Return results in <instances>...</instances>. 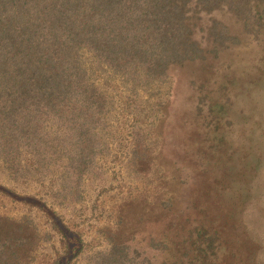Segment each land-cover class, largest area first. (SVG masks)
<instances>
[{"label":"trees","instance_id":"16d2710c","mask_svg":"<svg viewBox=\"0 0 264 264\" xmlns=\"http://www.w3.org/2000/svg\"><path fill=\"white\" fill-rule=\"evenodd\" d=\"M263 10L264 0H0V168L12 186H61L54 194L46 191L54 198L49 203L0 183V197L41 212L49 237L53 233L61 245L47 253L36 243L39 231L24 218L0 215V264H33L38 258L40 264H76L82 257L86 242L61 207L71 195L80 197L78 187L108 155L116 135V104L97 83L104 72L115 77L106 85L121 97L116 142L124 154L125 135H139L135 122L155 119L169 101L173 91L163 89L175 67L217 56L240 41L242 30L231 34L223 22L210 19L208 50L195 37L197 21L228 11L245 34L259 40ZM72 186L77 188L69 191ZM189 233L184 243L196 251L185 252L192 253L191 263L212 264L224 244L220 233L207 234L204 226ZM160 246L166 253L173 249L164 241ZM126 248L114 245L99 263L120 264L114 251L126 257Z\"/></svg>","mask_w":264,"mask_h":264},{"label":"rangeland","instance_id":"374dc122","mask_svg":"<svg viewBox=\"0 0 264 264\" xmlns=\"http://www.w3.org/2000/svg\"><path fill=\"white\" fill-rule=\"evenodd\" d=\"M210 19L223 22L231 34L242 30L240 41L217 56L175 67L163 89L173 91L169 101L155 119L135 122L139 135H125L124 154L116 142L121 97L106 85L115 77L104 72L98 78V87L116 104V135L108 155L78 187L80 197L74 194L62 203L66 220L75 222L86 242L76 264H100L114 245L127 246L126 257L114 251L120 264H203L191 263L192 253L185 254L196 252L190 241L184 242L197 226L207 234L219 232L224 243L212 264H264V29L256 40L228 11L204 15L195 37L208 50L212 47L204 36ZM105 131L99 135L102 147ZM0 183L37 193L49 203L54 198L45 193L61 187L12 186L1 168ZM0 215L24 218L39 231L36 243L47 253L53 252L51 245L61 246L53 233L49 237L52 231L41 212L0 197ZM161 241L175 250L166 253ZM44 248L38 251L46 253ZM33 264H40L39 258Z\"/></svg>","mask_w":264,"mask_h":264}]
</instances>
